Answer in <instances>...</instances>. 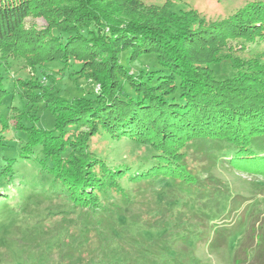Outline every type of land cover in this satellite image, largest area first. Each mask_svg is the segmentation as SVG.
Returning a JSON list of instances; mask_svg holds the SVG:
<instances>
[{
	"label": "trees",
	"instance_id": "1",
	"mask_svg": "<svg viewBox=\"0 0 264 264\" xmlns=\"http://www.w3.org/2000/svg\"><path fill=\"white\" fill-rule=\"evenodd\" d=\"M46 7L59 9L60 20L41 34L23 35L27 17ZM197 21L195 14L142 0H0V51L48 58L52 64L68 67L67 78L80 70L73 67L74 60L97 66L92 78L100 91L67 100L43 87L44 97L58 102H43L25 118L33 123L32 119L40 120V112L51 113L52 130L37 124V129L25 125L29 127L25 132L39 137L42 145L64 147V152L54 154L65 162L58 164L63 172H53L50 162L47 168L52 171L46 174L56 178V186L57 181L73 183L79 205L74 214L78 213L82 228L77 236L69 231L51 234L46 249H59L69 264H203L197 252L202 245L215 244L214 217L220 214L216 203L226 197L227 186L219 179L202 180L209 174L206 166L201 167L207 169L205 173L194 174L178 160L182 151L173 152L172 147H179V141L215 137L214 145L229 146L233 164L256 163L250 171H262L256 169L264 167V81L253 75L255 69L217 49L218 43L236 34L233 26L217 23L199 29ZM144 56L154 59L158 67H134ZM224 60L232 62L235 74L217 80L212 65ZM91 119L112 134L149 141L151 154L133 163L139 165L135 172H130L133 165L121 169L82 154L67 135ZM203 145L200 140L197 148ZM42 147V156L48 157ZM115 175L120 180L128 175L132 183L166 184L174 191L168 205L165 197L158 208L157 214L164 212L166 221L145 219L143 224L160 237L149 239L140 230L139 214H128L135 198L112 179ZM64 186L68 189L69 184ZM191 200L202 204L201 213L189 210ZM173 202L184 203L179 214L172 210Z\"/></svg>",
	"mask_w": 264,
	"mask_h": 264
},
{
	"label": "rangeland",
	"instance_id": "2",
	"mask_svg": "<svg viewBox=\"0 0 264 264\" xmlns=\"http://www.w3.org/2000/svg\"><path fill=\"white\" fill-rule=\"evenodd\" d=\"M142 1L150 6L171 8L177 13L195 14L198 16L196 26L199 29H206L217 23L227 26L229 23L236 34L229 40L218 43L217 49L223 54L238 58L248 69H255L253 75L264 81V0ZM60 18L57 8H37L27 17L22 34H41L55 24L54 20ZM140 59L134 63L137 69L145 65L153 69L158 67L156 61L148 56ZM73 64V67L79 66L80 70L67 78L64 77V69L68 67L62 68L59 63L52 64L48 62V58L37 59L35 56L0 51V264L70 263L60 257L59 249H46V241L51 234L69 231L77 236L82 228L77 219L78 213L74 214L79 205L76 206L77 195L73 183L61 181V184L57 181L56 186V178L46 174L52 169L53 172H63L58 164L65 162L55 156L64 152V147L59 149L58 146L42 145L43 141H39V137L35 139L33 133L25 132L29 130L25 125H34L36 128L37 124L52 130L54 117L51 113L40 112V120L32 119L33 123L25 118L42 106L43 102L54 104L57 101L44 97V88L67 100L90 97L92 90L100 91V85L92 78L97 66L81 59L74 60ZM41 70H44L43 76ZM212 70L217 80L232 78L235 74L229 60L213 64ZM53 106L56 108V105ZM91 121L92 119L83 125H76V129L67 135L73 138V145L82 154L87 152L93 158L121 169H127L133 163L140 162L141 156L151 154V148L146 146L149 141L132 135L128 137L129 135L112 134ZM68 137H64L65 143ZM214 138H190L179 141V147H172L173 152L182 151L178 160L185 162L194 174L205 173L209 169V174L205 173L207 176L203 175L202 180L207 177L219 179L227 186L226 197L219 204L216 203L220 214L214 217L215 244L202 245L197 255L203 264H264V167H255L256 170H262L256 173L250 171L256 163L233 164L229 146L214 145ZM200 140L204 145L198 149ZM42 146L48 157L42 156ZM211 151L215 155L209 153ZM37 155L38 158L35 157ZM50 162L54 164L51 165ZM49 165L52 166L50 170L47 168ZM63 166L67 168V164ZM202 166L207 169H202ZM138 167L139 165H133L130 172H135ZM159 176L163 178L164 175ZM112 179L135 198L134 205L127 212L139 214L142 222L140 230L151 240L160 237L159 232L143 224L145 219H152V222L155 219L166 221L164 212L157 214L158 208L165 197L168 205V198L176 195L174 191L168 185L158 182L153 186L132 183L128 175L124 180H120L117 175ZM65 184H69L68 189ZM157 198L158 206L155 204ZM180 198L182 201L183 197ZM179 202L172 203V210L178 214L184 204ZM188 207L190 211H198V214L203 209L202 204L196 200H191ZM225 227L233 233L225 232ZM132 230L136 232L138 228L133 227ZM93 235L94 233L90 234Z\"/></svg>",
	"mask_w": 264,
	"mask_h": 264
}]
</instances>
